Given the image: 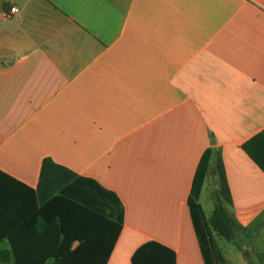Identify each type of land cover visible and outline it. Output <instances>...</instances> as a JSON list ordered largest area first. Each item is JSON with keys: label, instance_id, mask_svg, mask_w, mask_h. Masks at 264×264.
Returning <instances> with one entry per match:
<instances>
[{"label": "crops", "instance_id": "1", "mask_svg": "<svg viewBox=\"0 0 264 264\" xmlns=\"http://www.w3.org/2000/svg\"><path fill=\"white\" fill-rule=\"evenodd\" d=\"M263 128L264 0H0L5 264L9 234H38L44 159L120 200L105 264L149 240L204 264L188 198L201 180L207 220L221 166L240 228L228 249L212 231L214 243L226 264H264V172L242 148Z\"/></svg>", "mask_w": 264, "mask_h": 264}, {"label": "trees", "instance_id": "2", "mask_svg": "<svg viewBox=\"0 0 264 264\" xmlns=\"http://www.w3.org/2000/svg\"><path fill=\"white\" fill-rule=\"evenodd\" d=\"M242 148L264 172V128L245 141ZM218 171L220 189L207 220L198 203L201 180L194 184L188 198L204 264H226L214 243L212 231L225 240H232L240 228L222 204V200L228 201V190L221 166ZM38 187L41 201L36 209L38 234L18 240L8 235L14 264L48 261L52 264H105L123 223V206L116 194L94 179L78 175L49 159L42 162ZM23 242L32 245V249H20ZM74 242L77 245L72 247ZM9 254L0 250V264L8 261ZM130 264H175V252L149 240L133 252Z\"/></svg>", "mask_w": 264, "mask_h": 264}, {"label": "rangeland", "instance_id": "3", "mask_svg": "<svg viewBox=\"0 0 264 264\" xmlns=\"http://www.w3.org/2000/svg\"><path fill=\"white\" fill-rule=\"evenodd\" d=\"M218 240H219L221 245L225 246V248H223V250L228 249L232 245V243L230 241L225 240L224 238H219ZM235 255H240V257H242L241 254L236 250H235ZM242 259H243V257H242ZM238 261L231 262V264H238Z\"/></svg>", "mask_w": 264, "mask_h": 264}, {"label": "built area", "instance_id": "4", "mask_svg": "<svg viewBox=\"0 0 264 264\" xmlns=\"http://www.w3.org/2000/svg\"><path fill=\"white\" fill-rule=\"evenodd\" d=\"M16 11H17V7L16 6H11L8 9H3L1 11V16L3 18H10Z\"/></svg>", "mask_w": 264, "mask_h": 264}]
</instances>
